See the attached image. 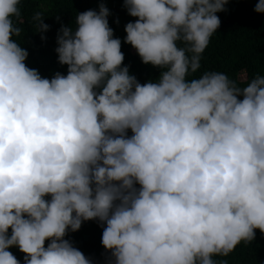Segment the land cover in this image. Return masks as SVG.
<instances>
[{"label": "clouds", "instance_id": "1", "mask_svg": "<svg viewBox=\"0 0 264 264\" xmlns=\"http://www.w3.org/2000/svg\"><path fill=\"white\" fill-rule=\"evenodd\" d=\"M226 3L124 0V43L161 70L141 84L103 4L61 24L67 73L48 79L14 39L20 0H0V264H19L10 247L24 264H91L64 236L93 219L114 264H224L264 235V75L186 79Z\"/></svg>", "mask_w": 264, "mask_h": 264}, {"label": "trees", "instance_id": "2", "mask_svg": "<svg viewBox=\"0 0 264 264\" xmlns=\"http://www.w3.org/2000/svg\"><path fill=\"white\" fill-rule=\"evenodd\" d=\"M101 4L108 9L106 19L113 38L121 41V67L127 65L129 74L141 84L156 80L161 70L141 63L135 49L124 43V26L136 19L127 14L123 7L124 0H20L18 7L21 15L14 23L21 28V34L14 39L27 52L25 66L37 70L42 78L51 79L55 73L66 75L67 65L58 63L55 52L58 30L61 24L74 27L77 13L86 10L98 12ZM224 9L216 13L220 21L219 27L209 38V43L201 54L200 68L186 79L197 78L205 71H215L225 74L237 87L242 88L255 75H264V15L255 12L253 6L242 0H227ZM34 12L41 14L42 22L48 26L47 31L37 32L29 23ZM240 98L242 97H238ZM126 134L130 136L131 131L127 130ZM103 227L95 219L82 221L79 229L66 232L64 239L88 258L91 264H114L111 252L101 244ZM10 231L9 229V234ZM254 232L252 241L241 242L227 256H214L213 260L223 261L224 264H264V235L259 230ZM47 244L46 240L44 246ZM8 250L19 264H24V254L17 247H10Z\"/></svg>", "mask_w": 264, "mask_h": 264}, {"label": "rangeland", "instance_id": "3", "mask_svg": "<svg viewBox=\"0 0 264 264\" xmlns=\"http://www.w3.org/2000/svg\"><path fill=\"white\" fill-rule=\"evenodd\" d=\"M243 2H245L246 4L250 5V6H255V4L257 3L255 0H242ZM264 15V13H262Z\"/></svg>", "mask_w": 264, "mask_h": 264}]
</instances>
